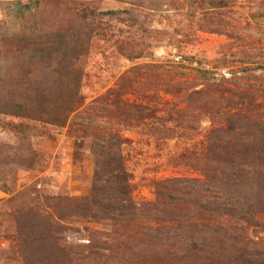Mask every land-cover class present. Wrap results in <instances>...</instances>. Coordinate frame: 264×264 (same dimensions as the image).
I'll return each mask as SVG.
<instances>
[{"label": "rangeland", "instance_id": "obj_1", "mask_svg": "<svg viewBox=\"0 0 264 264\" xmlns=\"http://www.w3.org/2000/svg\"><path fill=\"white\" fill-rule=\"evenodd\" d=\"M219 84L253 100L241 123L264 124V0H0V264H138L160 228L264 261V175L235 172L205 219L185 203L213 174L215 121L188 92Z\"/></svg>", "mask_w": 264, "mask_h": 264}, {"label": "trees", "instance_id": "obj_2", "mask_svg": "<svg viewBox=\"0 0 264 264\" xmlns=\"http://www.w3.org/2000/svg\"><path fill=\"white\" fill-rule=\"evenodd\" d=\"M197 72L199 77H202L205 82L210 81L208 79V70H197ZM220 85L216 87L218 91L209 97H202L203 90L201 89L192 88L188 92L187 101L189 104L191 102L194 103V105L191 103L193 109L198 112L204 110L212 119L215 118V121L213 120L214 127L206 136V146L202 154L206 158V163L208 162V168L204 169V172H213V174L207 176L206 185L200 188L199 191L190 188L193 191L186 192L188 199L185 203L192 204V210L201 215L202 219L210 215L209 213L214 212L219 204H230L228 201L232 198L230 199L229 195L233 189L237 191L239 182L238 176L233 175L235 172H253L254 176L264 175V124L255 122L257 118L255 120L252 119L254 122L251 124H243L241 121H246L247 119L239 118L244 108H247L252 116L257 108L253 104V100L248 98V94L227 95L219 90ZM221 101L227 107L222 118L217 114ZM111 104L115 107L119 106L127 109L130 114L140 120L153 117V112H146L140 108V105L129 104L125 99L114 98ZM231 111L236 112L231 113ZM245 111L246 109L243 112ZM106 140H109V143L114 141L113 144L106 146V155L114 156L111 148L116 149V154L113 158L118 161V164L115 170L120 172L116 177L125 183L127 175L123 173L124 171H122L119 163L122 160L119 150L120 140L113 132L106 133ZM234 141L235 143H233ZM233 154L239 157L240 162L238 164H232L229 160V157ZM206 155L212 158L207 159ZM236 168L242 169L236 170ZM220 190L223 193H228V196L224 198ZM120 192L126 196L129 193V187L124 184L120 187ZM200 194L202 197H199ZM220 199L222 201L216 203ZM178 201L182 202L180 199ZM233 211L235 212L232 208L227 207L221 210V213L228 216ZM176 231L175 234L165 235V230L161 228L158 231L150 230L147 236L148 242L144 244V249L148 250V253L143 257V254L138 256V264H141L143 260H147V264H264V261L259 263L256 261L254 255H257V252L251 254L247 249L242 248L239 250L240 256L236 259L231 255H227L226 252H220L215 246L208 245L204 241L181 240L180 235L182 233L178 232V230Z\"/></svg>", "mask_w": 264, "mask_h": 264}]
</instances>
